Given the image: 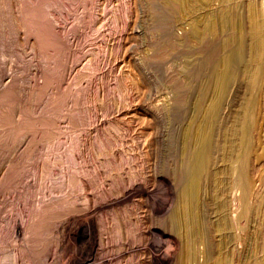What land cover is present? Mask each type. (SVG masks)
I'll use <instances>...</instances> for the list:
<instances>
[{
    "label": "rangeland",
    "instance_id": "374dc122",
    "mask_svg": "<svg viewBox=\"0 0 264 264\" xmlns=\"http://www.w3.org/2000/svg\"><path fill=\"white\" fill-rule=\"evenodd\" d=\"M92 2L89 17L82 8L74 15L93 24L89 31L81 28L72 35V18L59 27L67 29L61 32L76 52L54 69L55 63L37 51L30 26L22 28L21 0H0V264H99L95 250L113 247L121 249L118 264H213L230 253L233 264H249L243 251L249 244L252 259L261 256L255 234H264V207H256L264 198L259 179L264 176V55L260 87L253 91L252 115H247V124L253 123L250 146L262 157L251 158L247 170L252 186L246 206L252 212L243 213L240 171L234 164L228 168L218 151L203 179L201 199L211 197L208 177L217 172L230 226L221 234L210 233L209 249L205 241L193 244L197 254L187 259L181 256L186 228L173 225L170 217L181 218L176 199L188 168L184 147L190 148L186 141L197 134L203 109L215 96L205 82L222 35L216 31L195 43L170 1L163 4L164 23L154 0ZM259 2L264 17V0ZM195 65L207 75L193 74L200 72ZM233 87L220 106L216 138L223 142L246 99ZM52 211L55 219H49ZM208 211L210 219L214 213ZM249 234L251 241L245 237Z\"/></svg>",
    "mask_w": 264,
    "mask_h": 264
},
{
    "label": "bare ground",
    "instance_id": "6f19581e",
    "mask_svg": "<svg viewBox=\"0 0 264 264\" xmlns=\"http://www.w3.org/2000/svg\"><path fill=\"white\" fill-rule=\"evenodd\" d=\"M155 1L159 5V8H157V9H159V13H160L159 16L160 17L158 16V18L160 20L162 19L161 20L162 23H164L166 21L165 20L166 13H165V9H164L163 4H165V3L167 4V1H170V3L173 5V7L177 10V15L179 13V16L181 18L183 17L184 20L186 19V24H188V26H189V28H188L189 31L187 30V32H188L187 36H189L192 40L196 41L195 43H197V42L201 43L202 40H206V39L213 37V34L216 31H219L218 33H220L222 35L221 40L219 41V44H218L217 57L215 58V61L213 62L212 66L211 67L209 66L211 69L208 67V69H210L209 70L210 73H208V74H210V76H207V77L210 79V81L205 82V83H207L213 87V91L215 92L214 93L215 96H213L214 98L211 102V105L207 109H203L201 117H204V123L202 124L200 120L197 122V124H196L197 129H198L197 134H195L194 138H192L190 136L192 138L191 139L192 141L191 140H189L188 142L186 141V146L188 145L187 143L190 142L189 143L190 148L184 147L186 152L183 150L184 154L186 153V155H187V159L185 158L186 156L184 157L186 159L185 165H187V167L189 169L188 168H187L188 170L186 169L187 174H186L185 169H184V172H185L184 174H186V176H185L186 181L184 180L185 183H183V184H185V185L182 187V191L180 192L179 197H177V199H176L177 204L179 206L181 218L179 216H177L175 213L171 214V217H170V219H172V221H173V225L176 224V227H177L178 224L182 223V225L186 228V230H185L186 239L183 241L184 246L182 248L181 256H183L187 259L188 258L193 259L195 257V255L197 254V250L194 249L193 244L205 241L207 249H209L213 245V242L209 236L210 233L213 231L216 234H221L222 230L224 229V226H226L227 222H228V220L226 219L227 213H225L226 212L225 210L227 209V207L223 211V208H225V202L226 201L224 202L223 199H221L219 196V194L221 192V190H220L221 187H218V186L222 185V184L218 180V178L216 177L217 172L216 173L210 172L209 177H208L209 180L212 181L211 187L213 186L211 197L208 198L206 200V202H203L201 199V195L204 192L203 179L205 178V175H207L206 173H207V168H209L208 166H211L210 164H211V162H213V157H215L214 154H216L218 151H222V157L225 158L226 161H228V165H227L228 168H229V166L234 164V167L238 168L236 171L237 172L240 171V172H238L239 173L238 175L240 177L239 181L241 183V184L239 183V187L241 189V194H240V196L242 198L241 200L243 201V208H244L243 213L244 212L247 213V217H248V215L250 216V214L252 212L249 205L246 206L247 200H248L247 199L248 193L250 195L249 191H250L251 186H252V180H251L252 178H250L249 177L250 175L247 174V170H248V168H250V167H248V165L250 164V161L254 158H255L254 160H257L261 156L257 155L255 153V150H253L254 145L252 146L253 148L250 146V142H254V141H252V138L249 135L251 133L249 130L253 128V126H252L253 123L252 124L250 123L251 126H249L247 124V115L250 113L249 112L250 111V105H251L250 100H251V97L253 96L252 94L255 93V91H254L255 88L258 89L260 87L259 82H261L260 78L262 77L261 75L263 72L262 58L264 55V19H263L264 17H262V14H263L262 10H261L262 7H260L261 4H260L259 0H154V2ZM92 3H93L92 0L91 1H89V0H21L20 13H19L20 18L19 19H20L21 23L24 25L23 26L21 24L23 26L22 28L24 29V27H27L29 30H30V28L32 29V30H30V33H31V31L33 32L32 34L34 35L35 40L37 41V44H38V48H37L38 50L37 51L40 53V55H44V56L47 55L48 58L50 59V63H55V65L52 64L54 69L57 66L60 67L59 64L61 63V60H64V58L67 59V57H69V55L72 54V52L73 53L76 52V51L72 50V47H71L72 45L71 44H70L71 46L69 45L70 40L67 41V39H66L67 37L65 36V33L64 34L62 33L63 31H65L66 28L62 31L61 29L59 30V27L60 26H62V27L68 26V25H66L68 22V19L70 20L72 18V21L75 22V23H73V27L70 24L73 31H71L70 28H68V31L70 30V33L72 35L76 36L77 30L80 31L81 28H82V30L87 29V27H89V25H91V24L90 23H89V25L86 24L85 23L86 21L85 22L83 21L82 15L80 17H78V19L74 15H75L76 11H78L80 8H82L83 11H80L81 14L85 13L87 16L89 14V13L87 14V9H88V7H90V5ZM214 3H217V7L215 9L211 8V5L213 6ZM93 4H95V3H93ZM151 7H153V5H151ZM63 8L66 9V11L63 10L65 12H62ZM155 8H156V6H155ZM90 11L91 10H89L88 12H90ZM61 12L63 13V15L61 14ZM92 14L93 13H91V15ZM89 15H88V17H89ZM94 18H96V17H94ZM94 18H92V19H94ZM87 20H89V19H87ZM160 20H158V21L160 22ZM93 22H96V21H93ZM93 22H91V23H93ZM29 26H30V28H29ZM94 26H95V24H94ZM24 30H26V28ZM29 30H28V33H29ZM87 30H85V31H87ZM95 30H97V29H95ZM72 32H74V33H72ZM91 32H92V34L95 33L94 31L90 30V34H91ZM187 32H185V33L187 34ZM66 33H67L66 35L68 36L69 32L66 31ZM80 34H78V35L81 39ZM27 35H29V34H27ZM72 35H71V38H72ZM84 36H86V35H84ZM88 36H90V35H87V37ZM92 37H89V39ZM94 38L95 37H93L92 39H94ZM185 38H187V37H185ZM84 39H85V37H84ZM187 39H186V41H188ZM90 40H87V42ZM189 41H190V39H189ZM80 43L82 44V41ZM83 43H86V42H83ZM164 43H166V42H164ZM197 44H199V43H197ZM203 44H204V42H203ZM73 58H74V56H73ZM198 60H200V59H198ZM192 63H193V61H192ZM194 63H195V61H194ZM201 63H203V62H201ZM61 64H63V63H61ZM192 65L194 66V64H192ZM201 65H200V67H201ZM195 66L199 67L198 65H195ZM207 66L208 65H206V67ZM200 67L198 69L199 71H200ZM203 67H205V66H203ZM206 67H205V69H207ZM46 68H47V66H46ZM51 69H52V67H51ZM192 69L194 70L195 67ZM59 70H60V68H59ZM195 71L196 70L192 71V73L195 75L197 74V76H199L200 73L202 74V72L204 73L206 70L202 71V72L200 71L199 73H196ZM47 73L50 74V72H47ZM56 73H58V72H56ZM205 73L207 75V71ZM205 73H204V75H205ZM193 74H191V75H193ZM191 75H189V76L191 77ZM48 76L51 77V75H48ZM56 76H58V75H56ZM194 77H196V76H194ZM199 77H201V76H199ZM48 78L49 77H47V79ZM196 78H198V77H196ZM55 79H56V77H55ZM190 80H192V79H190ZM205 80H207V79H205ZM198 81H200V80H198ZM45 82H46V80H45ZM200 83L202 85V83L204 84V81L200 82ZM198 84L195 85L196 88H197V86H199ZM209 85H207V86H209ZM203 86L204 85H202V87ZM233 86H236L238 91L242 90L241 93L246 94V96L244 95V97H246V99L243 102V104L241 105V107H240L241 109H238V110L236 109L237 111L235 112V114L232 117L233 119H232L231 125L229 126V124H228L229 127L226 129V131L223 130V131H225V136H224L225 142H223V141H220L216 138V135L218 134V131L216 130V128L218 125H220L218 123V120L221 119V118H219L221 103L223 101H225L224 99L227 97V95H229L230 90L232 88L234 89ZM199 87H201V86H199ZM41 88H39V89H41ZM204 88H205V86L202 89L200 88L199 90L201 91ZM43 89L44 88H42V90ZM42 90H40V91H42ZM253 91H254V93H253ZM54 92L56 93V91H54ZM231 93H232V91H231ZM70 94H72V93H70ZM233 94L235 95V93H233ZM66 95H68V91H67ZM63 96H65V95H63ZM205 96H207V95H205ZM203 97H204V94H203ZM51 99H53V98H51ZM74 99L72 101H74ZM74 103L76 104V101ZM199 108H201V107L199 106ZM261 108H264V105ZM201 109H199V111H201ZM40 117H42V116H40ZM39 119L40 118H38V120ZM46 123H48V122H46ZM216 131H217V134H216ZM190 137H189V139H190ZM187 139H188V137H187ZM225 143L227 144L226 147H225ZM228 144H229V146H228ZM189 146H187V147H189ZM229 163H230V165H229ZM185 165L184 164L182 165L183 168L185 167ZM224 169H226V168H224ZM232 169H229V170L232 171ZM259 179H261V180L263 179L262 181L264 182V176H263V178L261 177ZM223 185H224V183H223ZM261 197H263V196L261 195ZM261 197H259V198H261ZM253 200L255 201L256 199H253ZM226 205H228V204H226ZM256 205H257L256 207H258V209L259 208L263 209L264 198L260 199ZM254 208H255V206H254ZM208 210L211 211V213L212 212L214 213V214H212V217L210 219L206 217V212ZM54 212L50 215L49 219L57 217V215L54 214ZM243 215H245V214H243ZM228 225H227L226 229L228 228ZM260 233H256L255 234L256 236L255 235L254 236L256 238V242L258 240V243H256V246L258 247L257 249L262 250V253H260V251H259V254H262V255L259 257L257 256L258 258H256V255H257L256 254L254 259H252L253 256L251 257L252 254H251V248H249V244H247V246H246L247 249L245 248L246 250L243 251V252H245V255L247 257L249 256L248 259H251V262H249V264L250 263L251 264H264V253H263L264 252V237H262V236H264V234L260 237V235H261ZM245 237H246V240L248 239V241H251L253 236H251V234H249L248 236L246 235ZM262 239H263V241H262ZM259 240H261V241H259ZM181 245H182V242H181ZM256 246H255V250H256ZM120 250L121 249H119L117 247H113V248H108V249L103 248L100 250V252H98L99 250L96 249L95 251L97 253H96V259L94 262H97L100 264L101 262L99 260L104 259V261H105L104 263L118 264V260H117L116 256H117V253L120 252ZM258 250H256V251H258ZM168 253H170V252H168ZM230 254H227L228 257L225 258V260H222L219 258L213 264H233V262H232L233 259L231 258ZM97 259L99 262L97 261ZM209 259L210 258H208V261H209ZM205 264H210V263H205Z\"/></svg>",
    "mask_w": 264,
    "mask_h": 264
}]
</instances>
